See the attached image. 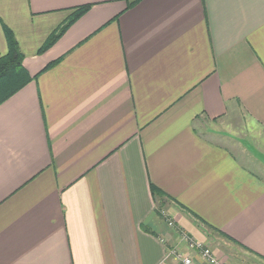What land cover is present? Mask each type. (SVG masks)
Returning a JSON list of instances; mask_svg holds the SVG:
<instances>
[{
	"label": "crops",
	"instance_id": "0c3cea01",
	"mask_svg": "<svg viewBox=\"0 0 264 264\" xmlns=\"http://www.w3.org/2000/svg\"><path fill=\"white\" fill-rule=\"evenodd\" d=\"M4 27L31 80L0 103V264H180L160 209L264 264V0H0V56Z\"/></svg>",
	"mask_w": 264,
	"mask_h": 264
},
{
	"label": "trees",
	"instance_id": "16d2710c",
	"mask_svg": "<svg viewBox=\"0 0 264 264\" xmlns=\"http://www.w3.org/2000/svg\"><path fill=\"white\" fill-rule=\"evenodd\" d=\"M135 2H132V4ZM89 7L90 5L74 7L69 16L50 33L38 49V53L53 45L64 31ZM4 32L7 41V52L0 56V103L31 80L29 73L22 64L23 54L19 50L12 31L8 27H4ZM53 63L55 61L49 63L48 66ZM151 192L155 196L162 194L160 189L154 186H151Z\"/></svg>",
	"mask_w": 264,
	"mask_h": 264
},
{
	"label": "built area",
	"instance_id": "2783aa9c",
	"mask_svg": "<svg viewBox=\"0 0 264 264\" xmlns=\"http://www.w3.org/2000/svg\"><path fill=\"white\" fill-rule=\"evenodd\" d=\"M167 224L174 226V221L168 216ZM194 251L205 264H223L214 254H212L210 247L196 239L190 238L185 232L178 228V232L173 244L166 249L164 259L173 258L180 262V264H195L194 256L188 254V251Z\"/></svg>",
	"mask_w": 264,
	"mask_h": 264
},
{
	"label": "rangeland",
	"instance_id": "374dc122",
	"mask_svg": "<svg viewBox=\"0 0 264 264\" xmlns=\"http://www.w3.org/2000/svg\"><path fill=\"white\" fill-rule=\"evenodd\" d=\"M239 122V121H238ZM226 125H227V129H225V130H223V132H225L226 134H228V135H230V136H232V139H233V141H234V143L237 145V140H238V138H244L245 137V135H244V131H242V130H240L239 128L240 127H237V125H236V121H232V122H230V123H226ZM225 125V126H226ZM244 136V137H243ZM244 140L245 141H247L245 138H244ZM227 143V145L230 147V148H232L234 151L236 150V145L234 144V143H229V142H226ZM243 144H245V143H243ZM247 145V144H246ZM235 148V149H234ZM247 148L248 149H251L250 148V146H247ZM159 213H160V216L164 219V221L166 222V221H168V214H167V211L165 210V209H160L159 210ZM169 218L170 219H172L170 216H169ZM173 220V219H172ZM202 222V221H201ZM166 225L171 229V228H173L175 231V235L177 234V232H178V228H180L183 232H185L190 238H193V239H196V240H198V241H202V242H204L203 240H199V239H197V238H195L194 236H192V235H190L186 230H184L182 227H180V226H178L177 224H175V222H174V226H169L168 224H167V222H166ZM166 241V240H165ZM205 243V242H204ZM209 247H210V245H211V247H212V244L210 243V244H207ZM171 245H169V247H170ZM210 247V250H211V252H212V254H214V252H213V250H212V248ZM192 251V250H191ZM194 254L193 255H195L196 253L194 252V251H192ZM165 253H166V251H165ZM191 255V254H190ZM215 255V254H214ZM216 256V255H215ZM217 257V256H216ZM218 258V257H217ZM167 259H171V258H167ZM166 259V260H167ZM178 261V260H177ZM250 262V264H253L252 263V260L251 259H247V258H245V260L244 261H242V263L241 264H249V263H247V262ZM179 262V261H178ZM180 263V262H179ZM195 264H196V262H195Z\"/></svg>",
	"mask_w": 264,
	"mask_h": 264
}]
</instances>
